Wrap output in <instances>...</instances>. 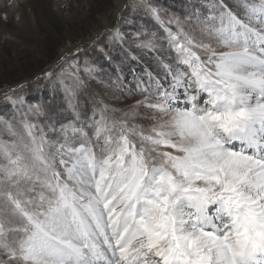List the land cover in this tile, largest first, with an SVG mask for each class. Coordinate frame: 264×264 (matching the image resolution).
Segmentation results:
<instances>
[{"label": "snow or ice", "instance_id": "1", "mask_svg": "<svg viewBox=\"0 0 264 264\" xmlns=\"http://www.w3.org/2000/svg\"><path fill=\"white\" fill-rule=\"evenodd\" d=\"M246 7L249 23L229 11L218 27H206L215 46L168 30L186 68L148 104L159 122L149 129L124 122L109 126L101 116L94 122L96 144L103 139L99 152L89 146L83 127H73L82 140L79 147L60 146L61 157L71 160L70 166L59 161L63 179L36 125L24 124L25 142L3 122L2 131L17 137L0 140V158L7 161L0 165L5 209L10 203L11 215L24 221L19 229H6L11 221L0 213V249L10 259L264 264V0ZM253 21L260 27L251 26ZM194 48H203L206 59ZM178 89L183 108L171 103L180 99ZM34 111L43 114L40 105ZM40 172L51 195L41 194V203L29 210L33 201L20 198L21 185L39 180ZM8 231L23 235L9 240Z\"/></svg>", "mask_w": 264, "mask_h": 264}, {"label": "rangeland", "instance_id": "2", "mask_svg": "<svg viewBox=\"0 0 264 264\" xmlns=\"http://www.w3.org/2000/svg\"><path fill=\"white\" fill-rule=\"evenodd\" d=\"M126 0H0V92L24 81L60 58L63 52L82 45L83 50L71 52L62 62L35 82L20 86L0 98V140L11 142L2 131L3 122L10 123L19 136L29 142L25 123L36 125L35 134L47 140L45 150L55 156L57 172L65 173L63 158L71 165L69 156L61 157L60 146L79 147L82 137L72 128L89 134L94 151L99 152L103 139L96 144L95 121L103 116L109 126L124 122L129 127L149 129L159 122L158 114L148 107L156 103L163 89L170 90L173 74L186 68L170 45L168 30L187 34L194 44H212L205 31L207 26L220 24L221 14L231 11L249 23L247 7L260 0H129L119 18L117 9ZM149 6L157 9L153 15ZM159 16V19H157ZM258 19V18H257ZM171 21V23H169ZM251 26L260 25L251 22ZM103 35L91 46L86 42L97 32ZM183 42V35H179ZM194 51L206 59L203 48ZM167 66V67H165ZM160 85L158 88L157 85ZM194 91L189 89V92ZM175 107H185L183 89ZM71 101V106L69 105ZM40 105L43 114L34 107ZM191 105L189 104L188 107ZM155 117V118H154ZM237 147H239L237 143ZM7 161L0 158V165ZM40 179L21 185V199L33 201L29 210L39 203L40 195L50 191ZM47 176L51 178L49 171ZM15 194L16 189L13 187ZM0 180V213L9 216L6 229H19L24 221L11 215L12 205L3 195ZM23 233L8 231V239ZM0 264H22L10 259L0 249Z\"/></svg>", "mask_w": 264, "mask_h": 264}, {"label": "water", "instance_id": "3", "mask_svg": "<svg viewBox=\"0 0 264 264\" xmlns=\"http://www.w3.org/2000/svg\"><path fill=\"white\" fill-rule=\"evenodd\" d=\"M128 3H129V0H126L117 9L116 18L120 17L122 10L124 9V7ZM103 33H104L103 31L99 32L97 37H95L92 41L86 43V47L91 46L92 44H94L98 40V38H100L103 35ZM84 48L85 47H83L82 45H77V46H74V47L70 48L67 52L63 53L58 60H56L55 62L51 63L49 66H47L42 71H40L38 74H36L32 81H24V82L18 83L16 85L12 86V87L6 88L5 90L1 91L0 92V98H2L4 96L8 95L9 93L17 90L23 84H26V83H29V82H35L36 80L41 78L42 75H44L45 73H47V72L51 71L52 69H54L55 67H57L62 62V60L66 56H68L71 52L73 53V52L78 51V50H83Z\"/></svg>", "mask_w": 264, "mask_h": 264}, {"label": "bare ground", "instance_id": "4", "mask_svg": "<svg viewBox=\"0 0 264 264\" xmlns=\"http://www.w3.org/2000/svg\"><path fill=\"white\" fill-rule=\"evenodd\" d=\"M116 14H117V12H116ZM99 32H100V31H99ZM99 32H97V33L95 34V36H94L92 39H90L89 41H87V42H90V41H92L95 37H97ZM87 42H86V43H87ZM67 51H68V50H67ZM63 53H65V52H63Z\"/></svg>", "mask_w": 264, "mask_h": 264}]
</instances>
